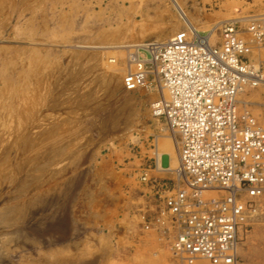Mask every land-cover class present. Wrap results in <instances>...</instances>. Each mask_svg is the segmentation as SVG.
<instances>
[{"label":"rangeland","instance_id":"1","mask_svg":"<svg viewBox=\"0 0 264 264\" xmlns=\"http://www.w3.org/2000/svg\"><path fill=\"white\" fill-rule=\"evenodd\" d=\"M176 1L212 44L264 16V0ZM184 28L173 0H0V264H177L146 194L183 185L162 90L123 77L128 47ZM246 91L264 128V84Z\"/></svg>","mask_w":264,"mask_h":264},{"label":"built area","instance_id":"2","mask_svg":"<svg viewBox=\"0 0 264 264\" xmlns=\"http://www.w3.org/2000/svg\"><path fill=\"white\" fill-rule=\"evenodd\" d=\"M245 31L248 38L225 23L212 44L184 28L165 43L128 47L124 88H160L159 116L179 137L183 185L171 191L162 183L157 193L165 218L157 222L174 233L177 264H241L243 229L264 197V128L238 108L245 86L264 81V16Z\"/></svg>","mask_w":264,"mask_h":264},{"label":"crops","instance_id":"3","mask_svg":"<svg viewBox=\"0 0 264 264\" xmlns=\"http://www.w3.org/2000/svg\"><path fill=\"white\" fill-rule=\"evenodd\" d=\"M146 194H149L150 208L152 212L156 213L164 208V201L159 199L155 194H152L151 189L147 188ZM148 197V196H147ZM148 197V198H149ZM239 248V254L246 257L247 264H258L256 261L257 255L262 254V261L259 264H264V197L260 200V210L258 217L253 221L252 231L250 235L249 242L246 246H241Z\"/></svg>","mask_w":264,"mask_h":264},{"label":"bare ground","instance_id":"4","mask_svg":"<svg viewBox=\"0 0 264 264\" xmlns=\"http://www.w3.org/2000/svg\"><path fill=\"white\" fill-rule=\"evenodd\" d=\"M174 1V3L176 4V6H177V8H178V10L181 12V15L184 17V19L186 20V22L188 23V27L190 26V29L193 31V33L195 34V35H199L198 34V31H197V29H195L194 27L192 28L191 26H192V23L190 22V20L187 18V15H186V13L183 11V9L180 7V5L178 4V2L176 1V0H173ZM213 30V29H212ZM210 34V33H209ZM212 35V34H211ZM205 37H212V36H210V35H208V36H205ZM172 38V37H171ZM171 38H169L168 40H166V41H163V43H165V42H167V41H169ZM213 40V39H212ZM124 78V77H123ZM264 84V81L262 82V84L261 85H263ZM117 86V85H116ZM115 86V87H116ZM250 87H252V86H245V88L243 89V91L241 92V94L239 95V96H241V99H239V104H242V105H247V103H249V101L246 99V98H244V97H246L247 95H246V90H247V88H250ZM160 89V88H159ZM161 90V89H160ZM162 92V91H161ZM245 95V96H244ZM242 96H243V98H242ZM251 96V95H250ZM130 99H132V100H134L132 97L131 98H129V101H130ZM138 98L136 97V100H137ZM126 100V99H125ZM131 100V101H132ZM129 101H127L128 103H130ZM135 101V100H134ZM136 102V101H135ZM126 103V102H125ZM159 103L160 102H155V104L153 105V109H154V113H156V115L157 116H159V111H158V109H157V107H158V105H159ZM125 107V106H124ZM123 107V108H124ZM129 107V106H128ZM126 108V107H125ZM128 109V108H127ZM125 110V109H124ZM126 111V110H125ZM244 111H247L246 109H244ZM124 112V111H123ZM249 112V111H248ZM121 114V113H120ZM120 116H122V115H120ZM116 117V116H115ZM127 117V116H126ZM113 121V120H112ZM114 122V121H113ZM113 122H111V124L110 125H112V123ZM109 123H110V121H109ZM108 123V124H109ZM115 126H117V125H115ZM170 131L173 133V137H172V142L171 143H169L168 145H169V147H170V152H169V154L172 156V157H176V159L178 160V165H179V162H180V160H179V139L177 140V137H176V133L175 132H173L171 129H170ZM179 138V137H178ZM159 152V151H158ZM158 152L156 153V156H157V159H159L158 158ZM173 159V158H172ZM175 160V159H174ZM171 162V161H170ZM161 167V166H160Z\"/></svg>","mask_w":264,"mask_h":264}]
</instances>
